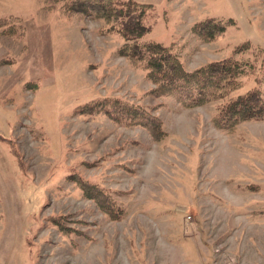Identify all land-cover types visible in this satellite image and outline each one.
<instances>
[{
	"label": "rangeland",
	"instance_id": "rangeland-1",
	"mask_svg": "<svg viewBox=\"0 0 264 264\" xmlns=\"http://www.w3.org/2000/svg\"><path fill=\"white\" fill-rule=\"evenodd\" d=\"M133 1L149 6L146 40L187 71L254 62L228 99L257 78L264 96V0ZM71 2L0 0V264H264V120L223 131L225 100L154 96L120 55L121 35ZM211 19L227 28L205 42L193 30ZM103 98L160 118L161 140L115 112L80 113ZM80 181L107 192L118 216Z\"/></svg>",
	"mask_w": 264,
	"mask_h": 264
},
{
	"label": "trees",
	"instance_id": "trees-1",
	"mask_svg": "<svg viewBox=\"0 0 264 264\" xmlns=\"http://www.w3.org/2000/svg\"><path fill=\"white\" fill-rule=\"evenodd\" d=\"M69 7L71 13L105 20L109 25L107 32L121 35L125 44L120 49V55L130 59L146 72L147 79L155 85L152 91L154 96H171L189 108L225 100L214 118L216 128L223 131L232 132L243 122L264 120L261 78H257L254 88L228 99L243 88L242 77L256 72V63L232 56L212 61L194 71H187L171 47L146 40L150 33V28L145 23L148 5L133 0H72ZM7 24V20H0V28ZM226 28L225 23L211 19L197 24L193 32L205 42H211L223 35ZM249 48L250 44L245 43L236 49L235 54H242ZM261 70L264 76V63ZM101 100L86 104L80 113L91 114L99 107L108 114L117 113V116L121 117H118L119 120L128 125L143 127L156 141L163 137L161 119L149 116L142 107L122 102L121 99ZM79 183L88 197L97 199L107 213L111 211L113 216L118 214L115 211V203L111 202L107 192L90 183Z\"/></svg>",
	"mask_w": 264,
	"mask_h": 264
}]
</instances>
